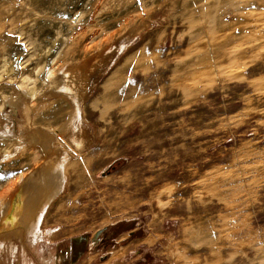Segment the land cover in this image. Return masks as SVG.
<instances>
[{
	"label": "rangeland",
	"instance_id": "1",
	"mask_svg": "<svg viewBox=\"0 0 264 264\" xmlns=\"http://www.w3.org/2000/svg\"><path fill=\"white\" fill-rule=\"evenodd\" d=\"M1 1L0 135L57 129L62 71L92 73L64 189L0 264H264V0ZM34 157L0 163V196Z\"/></svg>",
	"mask_w": 264,
	"mask_h": 264
},
{
	"label": "bare ground",
	"instance_id": "2",
	"mask_svg": "<svg viewBox=\"0 0 264 264\" xmlns=\"http://www.w3.org/2000/svg\"><path fill=\"white\" fill-rule=\"evenodd\" d=\"M1 2H0L1 3L0 21L2 20L3 13H5V11L9 8V4L6 1H1ZM5 15H7V13H5ZM5 29L6 27H4L1 24L0 34ZM112 45H113V42L108 43L107 48L109 51L112 48ZM127 46L128 45H123L120 51L122 52L123 50H125ZM85 50L84 52L83 51L82 52L85 53ZM201 52H203V55H201L202 61L205 64H207L208 70L213 68V65L215 66V69H218V66L215 63L216 62L215 58L209 57L207 54L208 53L207 47L203 46V49L201 50ZM205 57L207 60H205ZM85 61H86V57L80 60L79 62L77 61L75 64L71 65L73 67H70L68 70L62 71L63 76H64V84L61 86V88L74 98L75 105L73 109L71 110L72 114L69 113L71 115L67 117L64 123L58 126L57 129H54L48 125L46 126L44 125L35 126L34 125V127H32V125L30 124L31 126L29 127L28 125V127L25 130H21V131L19 130L18 132L19 134L16 132L14 127L12 128L10 127L5 132H3L4 129L2 130L3 133H1L0 135V163L6 162L13 156H16V155L19 156V154L21 156V154H25L26 152L29 153L30 157L31 156H35V157L33 159H30L29 161L30 163L27 166L23 167L24 165H22L23 168L20 169V172L18 173L19 177L16 180L10 183L9 182L10 177L9 176L6 177L5 185L7 187H6L5 192H2L3 190L1 191L2 196H0V206L2 207L0 208V211L2 209L1 219H0V250L1 248L5 247L6 245L5 241H11L12 237L14 238L17 237L18 239H22L24 236L23 232L25 230L32 231V232L36 230L38 222L40 221V218L45 213L44 210L46 211V208H48L47 205L50 204L54 199H56L64 189V186L67 180V176L65 173V165H66L67 156L64 157L63 159L58 157L57 145L59 143L64 142L62 138H65L66 134L70 131L72 126L74 127L75 120L77 121V116L82 111L81 110L82 104L85 101V98L88 94L87 81H88L90 74L92 73V70H87L84 67H80V64H82ZM49 77L53 79V80L50 79L49 82H51V84H55L56 74L53 71H51ZM204 78H207V77H204ZM199 81H201V79ZM196 85H198V83ZM20 86H21L20 87L21 90H24L26 88V85L24 86L20 85ZM187 86H190V89H192L191 85H187ZM32 91L34 92V88H32ZM6 98L8 99L6 100H7V103L9 104H11L12 101L14 100V99H11V97H6ZM12 105H13L12 107L15 109L16 106H20V102L18 100H15V102L12 103ZM37 110H38L37 108L32 109L33 112ZM75 131H80V129L76 128ZM74 138L76 140V144L79 147L83 148L85 146L84 140L82 138H79L78 136H75ZM3 143L8 146H9V143L10 145H14V152L11 154L7 150V148L3 149L1 147V144ZM3 189H5V187ZM17 193L20 194L19 196L22 201V204L21 206H18L16 210H14L16 205L15 206L13 205V199ZM13 214H14V218H13L14 220H11L8 222L7 221L8 218L10 217V215H13Z\"/></svg>",
	"mask_w": 264,
	"mask_h": 264
}]
</instances>
